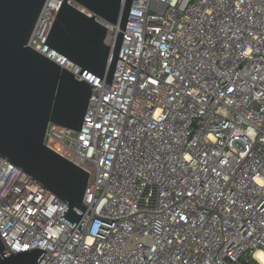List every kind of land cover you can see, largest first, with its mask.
Listing matches in <instances>:
<instances>
[{
	"label": "built area",
	"instance_id": "obj_1",
	"mask_svg": "<svg viewBox=\"0 0 264 264\" xmlns=\"http://www.w3.org/2000/svg\"><path fill=\"white\" fill-rule=\"evenodd\" d=\"M64 1L47 0L28 45L93 85L82 129L50 123L44 142L90 173L85 222L77 231L60 217L66 202L0 156L5 256L264 264V188L253 180L264 177V0H133L111 83L47 43ZM97 20L113 44L119 26Z\"/></svg>",
	"mask_w": 264,
	"mask_h": 264
},
{
	"label": "water",
	"instance_id": "obj_2",
	"mask_svg": "<svg viewBox=\"0 0 264 264\" xmlns=\"http://www.w3.org/2000/svg\"><path fill=\"white\" fill-rule=\"evenodd\" d=\"M65 0L47 43L83 70L112 82L123 31L133 0ZM47 0H0V156L31 175L67 203L60 217L82 231L90 173L45 145L50 123L79 131L93 85L78 80L28 45ZM118 25L113 44L108 28L97 20ZM0 234V264H38L45 250L36 248L6 257Z\"/></svg>",
	"mask_w": 264,
	"mask_h": 264
},
{
	"label": "snow or ice",
	"instance_id": "obj_3",
	"mask_svg": "<svg viewBox=\"0 0 264 264\" xmlns=\"http://www.w3.org/2000/svg\"><path fill=\"white\" fill-rule=\"evenodd\" d=\"M173 2H175V0H173ZM231 6L232 7H235V4H232ZM242 54L247 56L249 54H257V53H253L252 52V49L249 48L248 51H246V52H244ZM177 75H179V74H177ZM151 83L155 84L156 81L153 80V81H151ZM161 119H162V117H161ZM96 127H99V125H96ZM153 127H155V125H153ZM187 159L188 160H191V157H188ZM146 166L151 167V165H147V164H146ZM253 180L255 181V183H257L258 185H260V187L264 188V177H253ZM187 195L191 197L192 196V192H188ZM230 203H231L232 207H235V205H236V201L235 200H231ZM231 210H232V208L227 209V211H231ZM29 211H32V210L29 209ZM182 219H187V217H182ZM98 227H99V225H98ZM93 232H95V230H93ZM99 243H100V238L99 237H97L95 239L89 238L88 241H87V246L89 247L90 250L95 251L96 248L99 247ZM149 251H151L154 255H158V249L149 248ZM148 259L149 260H152L153 257L152 256H149Z\"/></svg>",
	"mask_w": 264,
	"mask_h": 264
},
{
	"label": "bare ground",
	"instance_id": "obj_4",
	"mask_svg": "<svg viewBox=\"0 0 264 264\" xmlns=\"http://www.w3.org/2000/svg\"><path fill=\"white\" fill-rule=\"evenodd\" d=\"M256 256L264 263V252H262L261 250H259L256 253Z\"/></svg>",
	"mask_w": 264,
	"mask_h": 264
}]
</instances>
